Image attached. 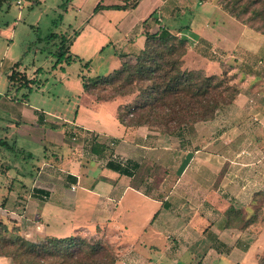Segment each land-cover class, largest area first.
<instances>
[{"label":"crops","instance_id":"crops-1","mask_svg":"<svg viewBox=\"0 0 264 264\" xmlns=\"http://www.w3.org/2000/svg\"><path fill=\"white\" fill-rule=\"evenodd\" d=\"M68 2L89 15L80 31L70 25L73 33L62 34L71 40V58L70 48L81 39L85 45L105 42L94 34L101 16L118 28L123 13L142 8L143 44L123 52L117 67L142 49L144 29L155 32L170 17L164 26L186 40L182 68L232 74L239 93L210 120L170 135L122 124L117 115L126 98L96 100L82 82L71 119L64 116L63 95L34 90L35 77L27 76L34 83L20 99L11 93L20 86L9 82L7 92L0 91V123L13 137L0 139L22 158L1 156L10 164L0 170V195L17 234L34 243L68 236L100 240L114 249L115 264H258L264 225H228L226 210L233 206L247 218L254 194L264 191V35L231 22L209 0ZM177 15H186L185 23L168 27ZM84 94L91 98L82 101ZM92 136L97 141H88ZM25 157L36 163L26 167ZM0 264L15 263L0 254Z\"/></svg>","mask_w":264,"mask_h":264},{"label":"trees","instance_id":"trees-1","mask_svg":"<svg viewBox=\"0 0 264 264\" xmlns=\"http://www.w3.org/2000/svg\"><path fill=\"white\" fill-rule=\"evenodd\" d=\"M223 3V7L216 5L237 22L264 35V0H251L242 6L238 0H225ZM258 3L259 7H250ZM155 20V17L150 16L151 22ZM142 23L146 26L147 20ZM143 34L144 45L133 60L122 61L119 67L107 75L94 78L82 76L84 90L91 91L102 86L112 92L105 100L126 98V103L120 107L117 115L122 124L147 125L171 135L184 125L210 120L218 108L231 103L239 93L238 86L230 84L225 78L206 76L199 70L183 69L182 56L186 51V40L176 32L161 25L152 33L144 29ZM53 36L60 37L56 63L64 59L69 61L71 57L66 54L71 40L62 34L52 33L50 37ZM18 65V62L14 63L7 78L12 85L30 89L34 82L27 78L25 72L17 70ZM0 145L8 146L1 139ZM259 196H264V191L254 194V205ZM226 215L230 220L228 225L242 228L252 224L264 225V201L256 209L253 208L247 218L233 206L226 210ZM17 231L15 225L9 227L0 218V254L11 257L15 264H115L117 261L114 250L102 242H88L82 237L68 236L47 237L41 243H34L23 239ZM14 233L16 237L12 242L16 246L13 252L7 253L3 238ZM258 264H264V257L259 258Z\"/></svg>","mask_w":264,"mask_h":264},{"label":"rangeland","instance_id":"rangeland-1","mask_svg":"<svg viewBox=\"0 0 264 264\" xmlns=\"http://www.w3.org/2000/svg\"><path fill=\"white\" fill-rule=\"evenodd\" d=\"M68 1L26 0L21 8H18L13 3L0 2V91L2 95L7 92L9 86L7 74L11 71L13 63L19 62V70L26 72L29 77H35L34 90H39L40 93L43 91L48 96L54 98L59 97L60 94L63 95V102L67 107L64 116L67 119H71L75 109L73 100L79 98L78 94H81L82 90L81 76L94 78L106 75L118 66L119 57L122 56L123 52L127 51V49L131 50L141 47L143 36L140 33V21L146 17V14H143L142 8L128 10L120 16L123 18V22L118 25V28L114 26L117 24V21H112L111 23L107 21L108 23H106L104 16H101L97 21V18H94L96 21L95 27H98V29H95L94 34H97V39H100L101 35L104 36L105 42L102 45L93 46L92 44H83V39H81L70 48L72 58L69 62L64 59L56 63L59 57L58 47L60 45V37L53 39L50 37L51 34H64V32L72 34V29H68L70 25L80 31L83 22L89 17L85 12H78L75 8H71ZM209 1L220 4L223 7V1L225 0ZM250 1L238 0L241 3L240 6ZM254 6L259 7V3L250 5V7ZM222 15L227 17L231 22L238 23L228 15ZM169 19L170 17H167L163 20L165 24H169L167 22ZM185 19H187L186 15H177V18L173 22L170 20V26L168 25V27L176 29L185 23ZM108 25L110 26L108 27ZM123 36L132 37L133 39L127 42L122 39ZM134 55L124 60H133ZM231 65H233L232 62L226 63V67ZM35 70L38 71L34 72ZM219 77L225 78L230 84L238 85L237 81H234L232 74L225 73ZM27 89L26 87L14 88L11 93L20 99L23 93L28 92ZM92 91L96 100L105 101V99L112 95L110 89L102 86H98V88ZM88 98H91V95L87 97L84 94L81 97L82 101H87ZM121 112L123 113L124 111ZM11 129H14V125L11 126ZM12 137V134L6 136L2 131L0 123V138H6L8 141H11ZM1 156L6 159L22 158V153L18 149L13 151L0 146V170L4 168L5 164H10L2 161ZM24 160L26 167H30L33 163H36L35 160L32 161L26 157ZM8 173L10 178L14 179L16 177L14 171ZM1 193L3 191H0ZM2 197L3 195H0V218L7 222L9 227H12L13 219L11 216L13 215L1 207ZM263 201L264 196H259L253 208L256 209L260 202ZM8 207H12L11 209L14 210L15 205L11 202ZM15 237L16 233L4 236L3 242L6 244L5 250L7 253L13 252V248L16 245L12 241L15 240ZM77 237L80 238V236ZM84 240L88 242H101L93 238H84ZM1 243L2 241H0V252L2 251ZM106 245L112 248L111 245ZM112 250L114 249L112 248Z\"/></svg>","mask_w":264,"mask_h":264},{"label":"built area","instance_id":"built-area-1","mask_svg":"<svg viewBox=\"0 0 264 264\" xmlns=\"http://www.w3.org/2000/svg\"><path fill=\"white\" fill-rule=\"evenodd\" d=\"M26 0H0V2H9V3H13L15 4L18 8H21L23 6V3L25 2ZM89 140L88 141H97L98 138L96 137H93L92 138H88ZM109 144H113V142H110Z\"/></svg>","mask_w":264,"mask_h":264}]
</instances>
